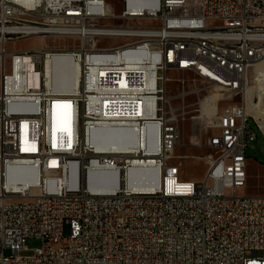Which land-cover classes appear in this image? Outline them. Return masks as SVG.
I'll list each match as a JSON object with an SVG mask.
<instances>
[{
    "label": "built area",
    "instance_id": "2783aa9c",
    "mask_svg": "<svg viewBox=\"0 0 264 264\" xmlns=\"http://www.w3.org/2000/svg\"><path fill=\"white\" fill-rule=\"evenodd\" d=\"M117 1L0 0V264H264V195L240 192L264 0ZM33 36L75 43L5 50ZM55 56L69 59L57 87ZM55 102L69 109L53 144ZM188 118L189 142L207 148L200 180L173 161ZM142 167L151 185L137 190L127 174ZM27 238L40 245L22 256Z\"/></svg>",
    "mask_w": 264,
    "mask_h": 264
},
{
    "label": "rangeland",
    "instance_id": "374dc122",
    "mask_svg": "<svg viewBox=\"0 0 264 264\" xmlns=\"http://www.w3.org/2000/svg\"><path fill=\"white\" fill-rule=\"evenodd\" d=\"M109 4H111L115 12H119L121 7L118 5L117 0H107ZM44 42V46L52 47V46H64V45H73L75 43L74 39L66 38V37H57V36H48L42 37ZM39 36H33L28 38H23L19 40H13L9 42L5 46V50L14 51L27 49L35 46H41L42 42ZM119 43H122V40L110 39V38H100L98 40V44L102 46H114ZM260 67L264 66V61L256 62ZM168 76L172 79L178 78L182 76L180 73H174L172 71L168 72ZM186 80H192L193 76L190 74L184 75ZM248 79V85H252V79ZM170 89L172 92H176L177 85L176 83L170 84ZM193 99L189 98L187 101L191 102ZM256 100V98H254ZM236 102L240 103V97L236 98ZM248 114V113H247ZM250 117L248 118V124L251 128L252 132L255 135L254 140L251 145H248L245 149L247 160V179L245 187L240 191L243 194L247 195H264V135L260 128L257 126L255 121L251 118H254L253 115L248 114ZM256 120V118H254ZM257 121V120H256ZM189 125L190 120L185 119L182 122V128L185 130L184 136L181 137L177 147L174 150V153L179 158H174L173 161L181 162L182 169V178L190 179V180H200L203 177L205 171V164L201 156H203L207 152V148L203 145H195L189 142ZM261 126L264 127V118L262 117ZM13 179V178H11ZM26 250H22L20 254L22 256H29L32 254L33 249L40 245V241L35 238H27L24 242Z\"/></svg>",
    "mask_w": 264,
    "mask_h": 264
},
{
    "label": "bare ground",
    "instance_id": "6f19581e",
    "mask_svg": "<svg viewBox=\"0 0 264 264\" xmlns=\"http://www.w3.org/2000/svg\"><path fill=\"white\" fill-rule=\"evenodd\" d=\"M42 40V37H39ZM41 46L44 45V42L42 40ZM69 59L65 56H55L52 59V62L49 65V69L51 71V68L53 69V72L48 73L50 77V81L54 84V87H57V83H59L68 73V69L62 67L63 63L68 62ZM264 61V59L262 60ZM2 63V60L0 61ZM48 69V70H49ZM77 78H78V70L77 66L73 67L72 71V83L71 88H74L77 86ZM248 78L252 79L251 83L252 85H248L244 97V108L246 114L253 115L254 118H256L257 122L261 124L262 117L264 118V66L260 67L258 63H253L249 70H248ZM67 89L70 91V89ZM256 98V100H254ZM216 100V95L211 94L210 97L205 98L204 100H201L202 109L201 114L196 117V119L202 120L204 116L203 114H212L213 109L209 110L208 105L211 102L214 103ZM69 104L61 103V102H55L50 107V129H51V139L52 143L54 144L56 141V136H61L63 133V130L66 129L64 125V119L67 116V111L69 109ZM247 114V115H248ZM145 164H149L150 162H144ZM14 168H19V166H14ZM145 169L142 167L136 171H130L127 174V184L131 187H134V189L137 190H145L150 185L151 182H149L146 177L144 176ZM36 178L34 181H25V180H19V179H9L7 184L10 187H13L15 189L22 188L27 185H30V183L35 184Z\"/></svg>",
    "mask_w": 264,
    "mask_h": 264
}]
</instances>
